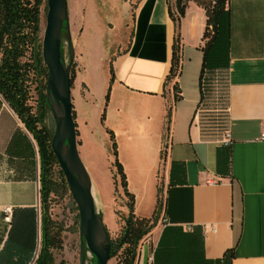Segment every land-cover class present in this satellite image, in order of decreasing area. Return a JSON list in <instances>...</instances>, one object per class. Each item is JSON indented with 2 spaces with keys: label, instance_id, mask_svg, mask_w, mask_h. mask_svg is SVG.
I'll return each mask as SVG.
<instances>
[{
  "label": "crops",
  "instance_id": "obj_1",
  "mask_svg": "<svg viewBox=\"0 0 264 264\" xmlns=\"http://www.w3.org/2000/svg\"><path fill=\"white\" fill-rule=\"evenodd\" d=\"M133 4L128 30L121 31L119 48L110 55L108 78L100 76L97 87L102 93L109 86L112 110L126 113L132 102L142 115L154 112L159 119L150 124L154 131L149 134L157 158L162 224L158 222L152 246L144 243L139 249L137 264L153 255L165 226V253L156 264H264V141L259 140L264 122V0L227 1L228 65L202 74L203 6L187 0L176 30L167 0ZM176 32L180 70L167 82ZM212 74L223 78V106L215 108L219 114L213 125L200 120L210 92L205 80ZM80 82L86 97L90 84ZM142 124L137 120L124 126L123 135L140 141L137 136H148L144 129L150 126ZM226 131L231 145L223 144ZM39 173L36 142L0 94V264H32L37 257Z\"/></svg>",
  "mask_w": 264,
  "mask_h": 264
},
{
  "label": "rangeland",
  "instance_id": "obj_2",
  "mask_svg": "<svg viewBox=\"0 0 264 264\" xmlns=\"http://www.w3.org/2000/svg\"><path fill=\"white\" fill-rule=\"evenodd\" d=\"M133 1V2H132ZM135 0H67L70 36L74 47L73 70L75 72V88L72 94L74 120L76 124V140L79 155L83 161L92 183V191L98 211L110 237L114 238L120 231L122 218L128 214L129 196L133 197V213L139 217L150 218L157 209L161 194L159 192V175L156 156L153 153L152 125L159 119L142 115L134 103H130L126 113L112 110L113 101L109 103V86L103 92L97 87L98 78L109 75V61L112 53H116L121 41V31L127 32L131 22ZM47 8L41 6V33L46 25ZM119 40V41H118ZM62 43L67 46L66 35ZM68 62V53L64 56ZM103 68H99L101 65ZM81 76V77H80ZM101 76V77H100ZM90 84L91 92L85 97V84ZM102 81V79H101ZM206 100L201 105L200 120L203 124H216L218 110L223 106L221 87L223 78L210 75ZM81 84V87L79 86ZM84 84V85H83ZM35 84L32 85V88ZM207 91V90H206ZM29 103L34 105L35 90H31ZM108 93V99L105 95ZM207 93V92H206ZM88 97V98H87ZM152 124L144 129L148 136L135 142L123 135L124 126L134 121ZM44 124L54 128L50 112H47ZM142 124V125H143ZM137 145V148H136ZM141 145V146H140ZM143 147V149H140ZM162 157V154H161ZM49 213L62 228L60 232L61 248L52 249L54 264H79V217L78 209L69 191L61 197H52ZM162 221L157 220L155 226L139 241L136 254L144 243L152 246ZM120 251L111 257L106 264H120ZM94 261L92 255L87 264ZM137 255L134 264H137Z\"/></svg>",
  "mask_w": 264,
  "mask_h": 264
},
{
  "label": "trees",
  "instance_id": "obj_3",
  "mask_svg": "<svg viewBox=\"0 0 264 264\" xmlns=\"http://www.w3.org/2000/svg\"><path fill=\"white\" fill-rule=\"evenodd\" d=\"M47 0H0V94L17 114L26 130L36 142L39 154V179L41 195V246L32 264H53L52 249L61 248V227L49 213L52 197H61L69 193L65 176L60 169L56 155L51 148L53 128L44 124L49 107L46 101L47 67L42 58L41 6L47 8ZM187 0H167L168 13L175 23L176 30L181 16L184 15ZM203 6L206 14V26L203 32L201 74L205 70L224 68L228 65L229 13L228 0H195ZM180 70V45L176 32L172 44L171 66L166 76L170 82ZM112 75V69L110 68ZM71 71V87L75 79ZM112 80V76H111ZM35 86L32 88V85ZM84 85V84H83ZM176 89V83L172 84ZM35 90V104L29 103L31 90ZM108 99V93L105 100ZM73 117L74 112H73ZM129 196L128 214L122 218L123 225L110 237V258L120 251V264H134L139 241L155 226L161 209H157L150 218L134 215L133 197ZM77 217L78 214H77ZM164 227L159 246L153 253V262L159 254H164ZM109 234V232H108ZM110 236V235H109ZM159 249V252H158ZM161 249V250H160ZM33 251V249H32ZM30 253L29 259L33 258ZM231 256V254H230Z\"/></svg>",
  "mask_w": 264,
  "mask_h": 264
},
{
  "label": "water",
  "instance_id": "obj_4",
  "mask_svg": "<svg viewBox=\"0 0 264 264\" xmlns=\"http://www.w3.org/2000/svg\"><path fill=\"white\" fill-rule=\"evenodd\" d=\"M46 4L42 58L47 67L46 101L54 122L51 148L78 209L79 264H85L87 250L94 256L91 264H106L110 259V236L102 215L96 209L91 179L77 147L71 94L74 47L69 30L67 0H47ZM63 31L66 33L69 51L68 62L62 54Z\"/></svg>",
  "mask_w": 264,
  "mask_h": 264
},
{
  "label": "built area",
  "instance_id": "obj_5",
  "mask_svg": "<svg viewBox=\"0 0 264 264\" xmlns=\"http://www.w3.org/2000/svg\"><path fill=\"white\" fill-rule=\"evenodd\" d=\"M259 140L264 141V122L261 124V129H260V134H259ZM223 144L225 145H231L232 144V137L229 131H226L224 133V140H223ZM216 179H207L206 182L208 183H214L216 182ZM3 211L5 213H9L10 212V208L9 207H5L3 209ZM145 264H154L153 262V255L150 257H147Z\"/></svg>",
  "mask_w": 264,
  "mask_h": 264
},
{
  "label": "flooded vegetation",
  "instance_id": "obj_6",
  "mask_svg": "<svg viewBox=\"0 0 264 264\" xmlns=\"http://www.w3.org/2000/svg\"><path fill=\"white\" fill-rule=\"evenodd\" d=\"M63 35H66V33H65V31H63L62 32V38H63ZM66 52L68 53V58H69V51H68V47L66 48V51H65V48H64V46H62V54H63V56H65L66 55ZM65 59V58H64ZM73 67H74V65L72 66V69H73ZM72 71V70H71ZM76 77V76H75ZM73 83H74V81H73Z\"/></svg>",
  "mask_w": 264,
  "mask_h": 264
},
{
  "label": "bare ground",
  "instance_id": "obj_7",
  "mask_svg": "<svg viewBox=\"0 0 264 264\" xmlns=\"http://www.w3.org/2000/svg\"><path fill=\"white\" fill-rule=\"evenodd\" d=\"M96 202V201H95ZM96 209L98 210L97 206ZM92 256L91 252L89 250L86 251V256H85V264H87V260Z\"/></svg>",
  "mask_w": 264,
  "mask_h": 264
}]
</instances>
